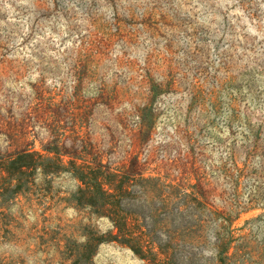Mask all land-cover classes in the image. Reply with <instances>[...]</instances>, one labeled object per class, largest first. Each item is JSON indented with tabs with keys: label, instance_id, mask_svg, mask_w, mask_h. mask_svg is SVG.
Masks as SVG:
<instances>
[{
	"label": "rangeland",
	"instance_id": "obj_1",
	"mask_svg": "<svg viewBox=\"0 0 264 264\" xmlns=\"http://www.w3.org/2000/svg\"><path fill=\"white\" fill-rule=\"evenodd\" d=\"M22 150L116 173L155 261L264 264V0H0V155ZM80 186L0 199V264H151L87 255L113 227Z\"/></svg>",
	"mask_w": 264,
	"mask_h": 264
},
{
	"label": "trees",
	"instance_id": "obj_2",
	"mask_svg": "<svg viewBox=\"0 0 264 264\" xmlns=\"http://www.w3.org/2000/svg\"><path fill=\"white\" fill-rule=\"evenodd\" d=\"M47 151L51 152L48 149ZM54 152L56 156L30 150H22L13 155H0V199L17 195L27 188L33 182L37 171L44 174L57 173L61 170L70 171L81 183L76 192V201L107 216L113 227L112 231L104 235L88 237L84 246L87 255H92L100 243L112 241L127 246L142 259L153 258L151 264H166L163 261H155L152 251L145 248L139 235L128 229L127 212L120 202L123 188L114 179L117 174L102 171L100 167L92 168L89 165L77 164L72 159L65 165L59 153ZM218 247V262L224 264V247ZM160 250V253H163L161 248Z\"/></svg>",
	"mask_w": 264,
	"mask_h": 264
}]
</instances>
